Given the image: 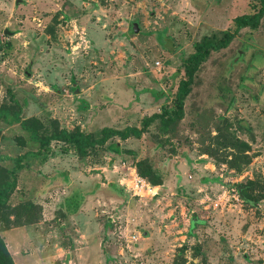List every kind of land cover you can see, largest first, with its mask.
Masks as SVG:
<instances>
[{"label":"rangeland","instance_id":"374dc122","mask_svg":"<svg viewBox=\"0 0 264 264\" xmlns=\"http://www.w3.org/2000/svg\"><path fill=\"white\" fill-rule=\"evenodd\" d=\"M260 1L0 0V107L47 133L141 127L173 107L196 44L223 38ZM39 149L0 120L2 166ZM143 161L162 185L141 176ZM24 162L34 186L20 172L22 201L9 204L30 213L0 233L15 264H264V199L250 205L237 188L264 185V18L211 52L168 130L115 137L84 159L52 142ZM44 176L62 186L43 194Z\"/></svg>","mask_w":264,"mask_h":264},{"label":"trees","instance_id":"16d2710c","mask_svg":"<svg viewBox=\"0 0 264 264\" xmlns=\"http://www.w3.org/2000/svg\"><path fill=\"white\" fill-rule=\"evenodd\" d=\"M264 18V0L260 1L257 9L253 12L237 17L233 26L224 34L220 40L204 39L195 46L196 52L190 57L185 68V78L180 82L173 107H165L160 113H155L146 118L141 127H127L123 130L113 128H104L99 137L92 134H86L81 129L76 128L73 131L61 129L56 123L55 129L51 133H47V127L36 117L23 119L21 110L18 106H1L0 120L7 124H19L21 128L27 132L32 142L40 145L38 152H27L14 159L15 165L12 169H8L0 164V223L5 224L3 230L11 229L13 226H22V214L30 213L31 203L26 202L17 206H10V201L13 194L16 192L19 185V173L25 168V159L28 155L42 156L52 142H61L63 144L73 146L80 159L86 158L90 152L104 148L107 143L119 137L126 141L131 137L141 138L142 135L148 132L155 124L159 125L162 130H168L170 126L179 123L185 117V101L190 95L192 86L195 82V76L205 63L211 52L227 49L232 41L244 29L250 27L257 29L262 19ZM21 139V138H20ZM243 152L249 148L248 144L242 143ZM249 157L244 155L242 163L248 164ZM145 166V167H144ZM139 173L154 186L162 185L161 180L155 175L152 169L145 161L139 162L137 165ZM240 197L250 205H254L264 199V185L258 184L256 181L249 180L247 183L237 186ZM15 215V216H14ZM14 216V220L12 217ZM34 223L33 220H28L26 224ZM2 225V224H0ZM0 264H15L14 260L6 246L4 239L0 236Z\"/></svg>","mask_w":264,"mask_h":264},{"label":"crops","instance_id":"0c3cea01","mask_svg":"<svg viewBox=\"0 0 264 264\" xmlns=\"http://www.w3.org/2000/svg\"><path fill=\"white\" fill-rule=\"evenodd\" d=\"M25 169V168H24ZM23 169V170H24ZM22 170V171H23ZM21 171V172H22ZM21 177H22V179L23 180H28L29 181V187L27 188V189H32V187L34 186V185H32L31 184V182H32V180L31 179H29V176H27L26 174H25V171H23L22 173H21ZM70 177V176H69ZM68 179V178H67ZM71 179V178H70ZM38 185L36 186L37 187V189L40 191V192H42L43 194H45V193H47V194H50V192L52 193L53 192V190H57L59 187H61V186H58V184H53V181L52 180H48L45 176L44 177H41V178H39V181H38ZM62 183V182H61ZM62 184H64V183H62ZM18 187H20V183H19V185H18ZM66 188V187H65ZM18 189V188H17ZM59 190V189H58ZM27 197H28V192H27ZM28 199H29V197H28ZM14 196L11 198V203H12V205H15V203H19V202H21L22 200H18L17 202H15L14 203ZM45 210V209H44Z\"/></svg>","mask_w":264,"mask_h":264},{"label":"built area","instance_id":"2783aa9c","mask_svg":"<svg viewBox=\"0 0 264 264\" xmlns=\"http://www.w3.org/2000/svg\"><path fill=\"white\" fill-rule=\"evenodd\" d=\"M146 186V182L140 178H136L134 181V190L140 193L143 187Z\"/></svg>","mask_w":264,"mask_h":264},{"label":"water","instance_id":"95a60500","mask_svg":"<svg viewBox=\"0 0 264 264\" xmlns=\"http://www.w3.org/2000/svg\"><path fill=\"white\" fill-rule=\"evenodd\" d=\"M134 31H135V32H138V25H137V24H135Z\"/></svg>","mask_w":264,"mask_h":264}]
</instances>
